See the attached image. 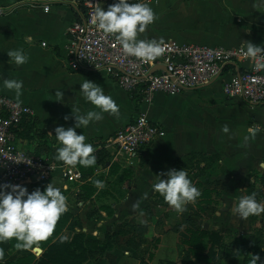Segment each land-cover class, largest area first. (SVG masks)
Wrapping results in <instances>:
<instances>
[{
  "label": "crops",
  "instance_id": "crops-1",
  "mask_svg": "<svg viewBox=\"0 0 264 264\" xmlns=\"http://www.w3.org/2000/svg\"><path fill=\"white\" fill-rule=\"evenodd\" d=\"M73 1L0 0V97L29 106L37 123V132L55 147L61 146L56 141L55 128L74 126L72 107H79L82 114L98 111L85 103L79 94L80 84L85 79L101 86L104 94L111 96L118 105V117L105 113L102 120L76 129L77 134H84L86 143L94 147L92 155L97 157L99 149L106 155L91 175L82 174L81 183L71 184L73 187L69 192L81 191L84 199L81 204L95 208L91 211L93 215L84 219L85 226L80 219L82 228H76V232L103 240L107 232L118 229L121 216L138 222L136 214L141 211L147 212V218L152 222L146 207L151 210L156 205L170 208L163 197L152 190L157 175L175 169L173 162L191 153L219 157L218 179L222 183L228 179L225 191L234 196L224 201L220 208L229 219L234 216L239 219L232 214L239 195L247 188L255 171L261 167L264 170V105L225 97L221 80L173 95L156 93L150 105H142L139 101V110L159 123L163 134L143 148L139 163L126 165L106 140L129 123L139 110L135 111L133 94L119 87L108 71H74L70 68L66 31L81 18V9ZM129 2L137 3L136 0ZM142 3L151 7L156 19L144 33H138L140 40L245 48L246 42H251L264 47V0H151ZM42 42H46V46H42ZM12 50H22L28 57L27 62L17 66L7 55ZM5 79L23 81L19 99L14 90L3 87ZM56 91L63 92L62 102L56 101ZM65 116L69 119L65 120ZM225 125L229 133L222 131ZM256 126L261 131L245 143L247 129ZM17 145L33 153H51L40 138L21 135ZM96 180L104 182L103 189L94 185ZM51 182L54 186L59 185L67 196L69 189L60 187L63 182L59 177L48 184ZM137 201L140 207L133 211L131 206ZM101 206L110 207L112 215L100 210ZM171 216L169 213L168 217ZM167 222L165 220V224ZM73 234L71 230L63 231L67 242ZM40 253L42 250L35 254L39 256ZM83 264L100 262L88 260Z\"/></svg>",
  "mask_w": 264,
  "mask_h": 264
},
{
  "label": "built area",
  "instance_id": "built-area-1",
  "mask_svg": "<svg viewBox=\"0 0 264 264\" xmlns=\"http://www.w3.org/2000/svg\"><path fill=\"white\" fill-rule=\"evenodd\" d=\"M73 2L81 9L79 21L66 31L67 60L74 71H108L123 90L139 94L142 105H150L156 93L173 95L216 80H221L225 97L264 105V69L255 68L264 59L247 57L245 47L169 40L163 41L165 52L161 57L151 62L141 61L123 52L117 34H105L97 28L95 9L107 10L116 0ZM41 45L46 46V42ZM32 115L29 106L0 97V184L27 187L50 182L55 177L63 181V189L81 183L83 176L77 166L55 163L47 153L37 154L18 147L16 130L25 117ZM162 134L161 125L139 110L106 144L118 151L126 165H133L142 160L143 148Z\"/></svg>",
  "mask_w": 264,
  "mask_h": 264
},
{
  "label": "clouds",
  "instance_id": "clouds-1",
  "mask_svg": "<svg viewBox=\"0 0 264 264\" xmlns=\"http://www.w3.org/2000/svg\"><path fill=\"white\" fill-rule=\"evenodd\" d=\"M94 17L98 30H102L105 34H117L116 39L125 54L145 62L154 61L164 54L163 41L137 38L138 33H144L156 19L153 10L147 4L116 0L107 10L97 7ZM246 44L247 57L264 59V47L251 42ZM7 55L17 66L25 64L28 59L22 50H12L7 52ZM255 68L264 69V63H256ZM3 87L14 90L19 99L23 81L5 79ZM79 94L85 103H90L98 111L90 110L82 114L79 107H72L74 126L67 128L58 126L54 130L56 141L61 145L57 149L56 159L66 166L79 165L88 168L96 163V157L92 155L94 147L86 143V136L77 134L76 129L86 128L90 123L102 120L105 113L118 117L119 107L111 96L104 94L101 86L87 79L80 84ZM55 96L56 101H63L62 91H56ZM64 119L68 120L69 117L65 116ZM222 131L229 133L230 130L225 125ZM260 131L258 126L249 127L244 142L247 143L250 138H255ZM94 185L98 189H103L105 186L100 180L94 181ZM152 190L159 193L165 203L177 212H183L188 203H194L201 195L184 169H172L158 174ZM131 207L136 211L140 207V202L133 203ZM67 210L66 196L52 182L43 191L37 188L30 193L21 185L0 184V242L15 238L17 249L40 252V242L52 235L55 225ZM232 211L239 219L246 220L250 216L264 214V202H258L256 194L252 193L240 197ZM3 258L4 251L0 248V264H3ZM259 259V255H253L251 264H257Z\"/></svg>",
  "mask_w": 264,
  "mask_h": 264
},
{
  "label": "trees",
  "instance_id": "trees-1",
  "mask_svg": "<svg viewBox=\"0 0 264 264\" xmlns=\"http://www.w3.org/2000/svg\"><path fill=\"white\" fill-rule=\"evenodd\" d=\"M140 98L139 94H133L132 100L135 111L139 110ZM36 126L37 123L33 116L25 117L16 130L17 136L22 135L24 137L40 138L43 140L52 153L51 155L47 154L54 161L55 159L53 157L57 154V149L60 146L55 147L44 140L45 137L37 132ZM96 146L98 145L96 144ZM105 156V152L99 149L95 165L88 168L78 165L82 174L84 176L91 175L96 165L101 163ZM196 158H202V163L205 166L204 169H207L204 179L196 183L201 193L194 206L197 214L195 217L197 218L201 215L210 216L215 212L214 208L221 198L223 183L218 179L219 174L216 172L219 166V157L217 155L191 153L176 159L173 165L175 169L178 170L177 167L186 165L188 161L191 162ZM59 162L61 161L57 163ZM212 177H214V181L211 180ZM47 185L48 182L32 184L29 187L31 188L29 193L37 188L43 191ZM252 188L253 186L249 183L245 191V196L251 195ZM99 209L105 211L108 216L112 215V211L108 206H101ZM145 210L148 211L149 215H152L150 208L146 207ZM92 215L93 213L89 212L86 218ZM184 215L187 223L185 231L188 237L183 241L187 246L186 252L194 258L197 264H215L219 261L220 252L223 251L226 254L235 252L236 256L242 255L244 262L246 259L248 260V254H243L242 252L250 241L242 234L239 232L235 233L234 245H226L219 231L208 229V227L205 228L206 222H202V224L199 225L198 222L190 219L191 216L189 213H184ZM144 227H146L144 223L140 225V223L136 222L131 217L121 216L119 218L118 229L116 231L112 230L107 232L103 240H99L81 231L76 232V228H82L80 217L78 218V216L74 215L71 211H66L55 225L52 235L47 240L40 242L39 247L42 253H40L39 256L31 249H17L15 247L17 243L15 238L0 242V248L4 251L3 264H83L88 260L97 261L105 252H112L122 247L136 251L143 245L144 241H146V239L140 235V232L145 230ZM64 230H71L74 232L71 240L68 242L63 237ZM155 241L158 242V239ZM153 256V253L149 254V258H153Z\"/></svg>",
  "mask_w": 264,
  "mask_h": 264
},
{
  "label": "rangeland",
  "instance_id": "rangeland-1",
  "mask_svg": "<svg viewBox=\"0 0 264 264\" xmlns=\"http://www.w3.org/2000/svg\"><path fill=\"white\" fill-rule=\"evenodd\" d=\"M51 154L52 153H50V155ZM53 158L55 159L54 162L57 163L58 160L56 159V155ZM177 168L178 170L184 169L188 173V178L191 180L192 184L200 191L196 183L202 181L205 173H207V169H204L205 166L202 163V158H196L191 162L188 161L186 165H181ZM262 168L263 167L259 168V171H255L253 178L248 180L253 186L251 194H256V200L258 202H264V172H262L264 170ZM220 169V166H218L216 171L217 174L220 173ZM211 180L214 181V177H212ZM227 180L228 179L223 180L221 198L214 208L215 212L218 214L213 210L214 213L210 216L201 215L196 218L195 216L197 214L193 205L198 201V198L194 203H188L181 214L176 213L168 204H166V206L170 208L166 209L158 207L155 204L156 206H153L151 210L152 222L148 220L147 212L141 211L136 214L138 223H140V225L143 223L146 225V227H144L145 230L140 232V235L146 239L143 245L136 251L122 247L118 249V251L105 252L103 256L98 258L100 264H197L194 258L186 252L187 246L183 241L184 236L188 237L185 231L187 223L184 213H189L191 216L190 219L195 220L199 225H201L202 222H206L208 229L219 231L226 245H234V235L237 232L250 241L242 252L243 254H248V260L246 259L245 262L242 255L236 256L235 252L226 254L223 251L220 252L219 261L215 264H251L253 255H259L260 257L257 264H264V214L250 216L246 220H236L235 216L232 220L229 219L220 208L224 201L231 200L234 197L232 194L225 191V184L227 185L228 183ZM55 186L59 187L57 184ZM29 187L30 186H27L26 188L28 191H31ZM60 187L62 188V184ZM70 187L72 188L73 186L69 185V190H66L68 191L66 196L68 208L75 213L78 218L80 217L85 226L84 219L88 212H91L95 208L81 204V202L84 201L82 198L83 195L81 194L82 192H69ZM246 189L247 188L243 189L238 199L245 196ZM161 204H163V201ZM169 213L172 215L170 218L168 217ZM165 220L168 221L166 224ZM229 220L232 222L231 225ZM64 234L66 235L67 233L65 232ZM156 239H158V242L155 241ZM35 253L38 254L39 252ZM150 253H153V258H149Z\"/></svg>",
  "mask_w": 264,
  "mask_h": 264
},
{
  "label": "water",
  "instance_id": "water-1",
  "mask_svg": "<svg viewBox=\"0 0 264 264\" xmlns=\"http://www.w3.org/2000/svg\"><path fill=\"white\" fill-rule=\"evenodd\" d=\"M152 71H154V69ZM207 227H208V225L205 223V228H207Z\"/></svg>",
  "mask_w": 264,
  "mask_h": 264
}]
</instances>
